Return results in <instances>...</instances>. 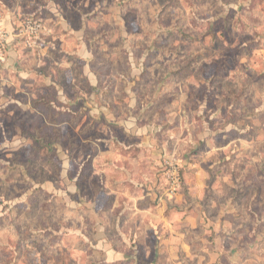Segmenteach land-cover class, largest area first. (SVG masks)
I'll return each mask as SVG.
<instances>
[{"label": "rangeland", "instance_id": "1", "mask_svg": "<svg viewBox=\"0 0 264 264\" xmlns=\"http://www.w3.org/2000/svg\"><path fill=\"white\" fill-rule=\"evenodd\" d=\"M28 16L51 30L34 46L16 36ZM0 29L8 36L0 62V264H149L162 258L150 236L125 234L135 220L119 214L125 201L119 190L133 189L111 182L105 190L101 174L90 171L95 155L108 150L107 137L129 142L119 125L104 124L101 111L84 121V102H107L118 85L115 96L122 102L127 96L133 106L111 107L115 115H137V104L149 101L142 124L151 120L159 127L157 142L168 120L179 125L178 113L183 125L176 132L188 139L181 140L184 153L210 151L202 153L213 165L207 191L199 204L190 198L188 208L196 219L208 216L190 234L200 256L190 260L176 250L166 255L173 257L169 264H202L200 236L214 235L209 218L229 211L234 214L227 218L240 226L227 245L242 248L245 264H264V0H0ZM75 30L88 43L96 87L88 86L71 53ZM66 40L64 62L73 67L58 63ZM12 45L20 54L8 63ZM43 46L51 55L41 52ZM118 71L126 73L124 83L113 78ZM124 85L131 87L127 93ZM111 151L124 150L114 141ZM164 156L167 168L174 156ZM107 244L123 251L120 260L118 253L106 260Z\"/></svg>", "mask_w": 264, "mask_h": 264}, {"label": "crops", "instance_id": "2", "mask_svg": "<svg viewBox=\"0 0 264 264\" xmlns=\"http://www.w3.org/2000/svg\"><path fill=\"white\" fill-rule=\"evenodd\" d=\"M59 23L60 26L64 28L67 26L65 21ZM71 34H74V37H72L71 40H75L77 43L76 50H72L71 53L81 63V72L86 78L88 86H92V88L96 87V85H99L97 76L89 70L88 63L90 59L87 57L89 55L87 48L88 43L82 40L83 35L81 30H75ZM56 37L60 36L58 35ZM49 43L53 44L51 41L47 44ZM69 45L70 42L68 40L61 45L58 50L60 53L58 63L62 61L61 64L64 63L67 66L73 67V61L64 62V48L67 52V47ZM19 52L20 49H17L14 45L9 47L8 63L13 62L17 55L20 54ZM41 52H44L46 56L51 55L50 52L47 51L46 46H43ZM125 74V72L122 73L118 71L113 75V78L118 80V84L119 82L124 83L125 81L122 79H124ZM70 76V81L77 87V91H79V94L82 96L83 90L77 86V80L74 82L75 77L73 74L70 73ZM138 87L140 91L143 90V87L140 84ZM98 88L101 89L102 92L103 87ZM117 88L115 87L111 90L113 96L112 99L108 98L109 100H107V102L95 101V104L88 99H85L86 102H84L88 109V117L86 116V119L84 117V121H88V118L95 119L96 117L94 114L101 111L100 113L102 114L104 124L110 125L108 127L119 125L123 129L125 137L129 139V142H127L117 140L112 135L107 137L108 150L105 153L101 152L95 155L90 164L91 174H101L100 178H102V186L106 188L105 190L111 188V182L113 186L117 183H126L129 188L133 189L131 192H126L124 189L119 190L120 196H125L124 206L120 207L121 212L119 214L122 216L125 215L123 217L126 221H130V219L135 220V225L130 227V229H128L129 231H126L125 234H128L129 237L135 238V240L138 236L142 235L145 238L151 237L153 239V251L162 252V258L159 256L158 260L149 264H169V262L172 261V258L176 256L174 255L176 250H180L185 258L192 260L191 257H193L196 260L200 254L196 251L197 249H194L190 241V234L191 231L197 230L200 227L202 221H208V216H206L205 213L200 215L197 214L198 219H196L188 208L191 205L190 198L193 199L192 202L199 204L207 191V172L208 168H211L213 165H211L212 163L208 165L203 154L208 156L210 151H196L194 153L188 151L187 153H184L180 144L182 141L185 142V140L188 139H186L187 137L182 136V134L179 135L176 132V130L183 125L182 115L178 113L175 114V118L181 119L178 122L179 125L170 126L172 121L168 120L169 126L165 129V132L162 135V140L157 142L155 133L160 130L159 127L154 126L151 120L142 124V119L146 118L145 116L142 117V114L145 112L146 108L151 107V102L145 100L141 105L140 103H135L140 110L137 115L134 113L131 114V112L127 113L128 108H132L133 106L132 101L131 99H127V96L123 102L121 99L117 98L114 94L115 91L117 92ZM130 89V86L127 87L124 85V87L121 88V91L127 93ZM81 96L78 95L76 97L78 102L79 99H82ZM122 105L126 107V112H120L118 115H115L114 111L110 110L111 107L117 109V107L121 108ZM98 141L99 139L92 140L94 145H96V142ZM114 141H117L118 144L122 146L124 150L122 153L111 151L112 142ZM166 144L168 146H166ZM131 152H133V154ZM164 155H167L168 157L174 156L173 158L179 159L181 162V173L183 177L182 187L181 190L174 195H169L166 192L165 178L163 175V168L165 170V166L162 167V162L164 158H166ZM215 171L221 173V175L223 174V169H221L220 166H215ZM113 173H118L119 176H113ZM220 180L226 181V179L222 178ZM172 207H177V210H171ZM229 212L230 214H234L231 211ZM227 213L224 218L219 219L220 222H218L219 220L217 219L209 218V223L206 226L212 227L214 232L212 238H209L206 234L200 236L202 237L200 240L204 244L202 245V252H204L202 264L246 263V259H244L241 254L242 248L236 246L232 247L226 243L228 240L232 239L231 237L235 228L240 226V223H235L233 220H229L227 218ZM143 229L146 230L145 234H143ZM205 232L208 231L205 230ZM138 244L139 242L134 243L133 247L136 248ZM131 245L132 243H130L129 246ZM113 249L114 248L109 244L104 247L103 250L106 252V260L111 261V257H113L115 253H118V256L115 257L116 259L118 258V260H120V258H122L123 251ZM144 249L151 251L152 247L148 248L146 246ZM169 252L170 254L172 253L173 257L171 259H166L165 257ZM228 252L231 253V256L226 259L224 256ZM183 262L184 261L177 259L170 264H185V262Z\"/></svg>", "mask_w": 264, "mask_h": 264}, {"label": "built area", "instance_id": "3", "mask_svg": "<svg viewBox=\"0 0 264 264\" xmlns=\"http://www.w3.org/2000/svg\"><path fill=\"white\" fill-rule=\"evenodd\" d=\"M51 30L45 22L36 16L25 17L17 30L16 36L23 40L25 46H34L43 36L49 34ZM8 36L7 32L0 29V62H5V49ZM177 160L174 158L166 161L167 168L164 171L166 181V192L174 195L181 188V178L178 171Z\"/></svg>", "mask_w": 264, "mask_h": 264}, {"label": "trees", "instance_id": "4", "mask_svg": "<svg viewBox=\"0 0 264 264\" xmlns=\"http://www.w3.org/2000/svg\"><path fill=\"white\" fill-rule=\"evenodd\" d=\"M159 56H161L160 53H159Z\"/></svg>", "mask_w": 264, "mask_h": 264}]
</instances>
